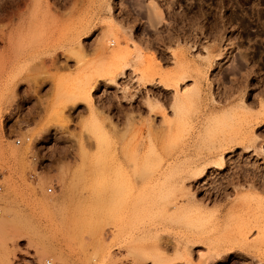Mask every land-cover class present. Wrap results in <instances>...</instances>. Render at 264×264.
<instances>
[{"label": "rangeland", "instance_id": "rangeland-1", "mask_svg": "<svg viewBox=\"0 0 264 264\" xmlns=\"http://www.w3.org/2000/svg\"><path fill=\"white\" fill-rule=\"evenodd\" d=\"M104 39L116 40L128 55L121 62L132 64L112 84L101 77L115 49L103 46L105 61ZM72 41L82 48L73 50ZM137 49L164 74L185 62L204 70L207 101L183 105L175 117L163 86L139 81L147 63L133 67ZM152 100L168 119L186 122L175 120L173 138L162 144L148 142L147 129L165 128L146 107ZM211 100L233 111L242 100L251 116L260 113L264 0H0V264H166L155 246L182 248L186 237L203 243H188L190 257L172 264H198L212 248H226L247 216L230 214L241 205L234 200L251 187L264 196V112L251 129L250 116L235 110L223 117L220 108L203 132L197 122ZM244 132L254 140H243ZM227 140L222 151L218 143ZM160 177L166 183L154 186ZM175 199L215 215L175 208ZM250 247L221 252L213 264H264L259 246Z\"/></svg>", "mask_w": 264, "mask_h": 264}, {"label": "bare ground", "instance_id": "bare-ground-1", "mask_svg": "<svg viewBox=\"0 0 264 264\" xmlns=\"http://www.w3.org/2000/svg\"><path fill=\"white\" fill-rule=\"evenodd\" d=\"M66 1V0H65ZM75 1V0H74ZM10 2V1H9ZM19 2V1H18ZM78 2V1H77ZM74 3V2H73ZM15 4V3H14ZM25 4V3H24ZM27 4V3H26ZM77 4V3H76ZM17 5V4H16ZM71 6L73 5V4H70ZM25 6V5H24ZM57 6V5H56ZM67 7V6H66ZM49 9V8H48ZM66 9V8H65ZM56 11V10H55ZM156 11V10H155ZM24 12V11H23ZM153 14V13H152ZM157 14V13H156ZM155 14V15H156ZM158 16V15H157ZM87 26V25H86ZM86 28V32H88L87 30L89 29V27H85ZM80 30V29H79ZM78 32H80V31H78ZM86 32L84 33V34H86ZM75 35H77V34H75ZM80 36V34H78L77 35V38ZM105 37V36H104ZM69 38V37H68ZM74 38V37H73ZM107 38V37H106ZM72 40V39H71ZM105 40H107V39H104V41H100V45H99V50L100 49H104V47L103 46H110V47H112V48H114L115 47V49H112L110 52H109V55H108V57L106 56V54H108L107 53V51L106 50H103V51H101V52H103V54H104V51L106 52V54H104L105 56L103 57V54L101 55L100 53H99V56L100 57H103V59L105 58V57H107V64L104 62V61H102L103 59H100L102 62H104L105 63V72H104V74H103V76H101L102 78H103V81H105V82H108V83H115V81H116V78H118L119 76H121V75H123L124 74V70L126 69L127 70V68H128V66H132V64L130 65L129 63H122L124 60H126L127 58L126 57H128V55H127V52H126V54H125V51H124V56H126V57H123L122 55H121V53L120 52H118L117 51V49H116V45L118 46V43L116 44V42L114 41V40H112V41H110V42H107V41H109V40H107V41H105ZM75 41V40H74ZM74 41H72L73 42V44H72V48H73V50H74V48L75 47H77L78 49H81L82 47H80V45L78 46V45H75V42ZM68 42V41H67ZM71 42V41H70ZM77 44V43H76ZM78 44H80V43H78ZM115 45V46H114ZM93 46H95V45H93ZM98 46V45H97ZM106 46V47H107ZM103 47V48H102ZM110 47H108V48H110ZM76 48V49H77ZM84 48V47H83ZM92 48H94V47H92ZM96 48V47H95ZM134 48V47H133ZM138 48V47H137ZM75 49V50H76ZM125 49V48H124ZM127 49V48H126ZM96 50V49H95ZM93 51V52H95L96 53V51ZM128 50V49H127ZM138 50V51H137ZM135 52V58H133L134 59V63H135V66H134V63H133V67H136L137 65L139 66L142 62H144L145 61V59L146 58H144V56H143V54H142V51H140L139 49H137ZM71 51V50H70ZM79 51V50H78ZM80 51H82V50H80ZM93 52H91V53H93ZM73 53H75V51L73 52ZM80 53V52H79ZM77 54V53H75V54H77V57H79L80 56V54ZM82 54H81V56L83 55V52H81ZM174 54V53H173ZM85 55V54H84ZM81 56H80V58H81ZM121 56V57H120ZM146 56V55H145ZM148 56V60L150 61V62H146L147 64H146V68H143V70H141V78H139V81L141 82V84H144V86H152V85H156V83H157V85L158 84H160V85H162L163 86V89L165 90V92L164 93H166L165 95H166V101H167V103L168 102H170V100H172L171 101V109L173 110V114H174V116L175 117H177L178 116V111H179V109L182 107H184L183 105H188L189 103L190 104H192V102H194V101H199L200 103L202 102V100H204V98H202V82H201V80L203 79V74H204V70H202L201 68L199 69V68H192V66L191 65H189V64H187V62H185L186 64L184 65V64H182V66H177V67H179L178 69H176V71H174L173 73H170V74H164L163 72H162V70H160V69H162L161 68V66L159 65V63L158 64H156L155 63V57L154 58H152V59H149L150 58V56L149 55H147ZM153 56V55H152ZM176 56V55H175ZM83 57V56H82ZM173 57V56H172ZM178 57V56H177ZM176 57V58H177ZM181 57V56H180ZM179 57V58H180ZM84 58V57H83ZM98 58V57H97ZM120 58L122 59V62H121V60H120ZM126 58V59H125ZM184 58V57H183ZM182 57L180 58V59H183ZM179 59V60H180ZM78 60V59H77ZM80 60V59H79ZM79 60H78V62H79ZM98 60V59H97ZM105 61H106V58L104 59ZM128 60V59H127ZM177 60H178V58L176 59V63H177ZM179 60H178V62H179ZM184 60H186L185 58H184ZM184 60H181L182 61V63L184 62ZM81 62V61H80ZM98 62H100V61H98ZM102 62H100V63H102ZM129 62V61H128ZM77 63V62H76ZM104 63H102V64H104ZM66 64V63H65ZM79 64V63H78ZM81 64V63H80ZM143 64V63H142ZM178 64H180V63H178ZM178 64H176V65H178ZM76 66H77V64H76ZM103 66V65H102ZM145 66V65H144ZM197 66V65H196ZM207 66V65H206ZM195 67V66H194ZM137 70H139V69H137ZM136 70V71H137ZM139 72V71H138ZM165 72V71H164ZM192 73H194V76L195 77H193V74ZM156 77H159V79H160V81L159 82H157L156 81ZM100 78V77H99ZM98 78V79H99ZM190 78H194V79H196L195 81H196V86L195 87H191L192 89H189V90H185V91H178V86L179 85H183L184 84V82H188L189 80H190ZM141 79H142V81L144 80V83H142V81H141ZM168 81V82H167ZM140 84V83H139ZM194 85V84H193ZM151 88V87H150ZM172 88H175V94L173 95V96H168L169 95V90H171ZM164 90H162V91H164ZM230 95V94H229ZM204 96V95H203ZM205 97V96H204ZM213 97V96H212ZM228 98H230V96L228 97ZM207 99V98H206ZM205 99V100H206ZM203 101V102H206V101ZM213 100V99H212ZM211 100V104H207V105H205L204 104V109H202V111H201V115H199V116H201V119H200V121L199 122H197V123H199V125L201 124V128H202V130H203V132H204V130L206 131V129H207V127L209 126V124L210 123H212L211 121H214V120H217L220 116H221V114H220V116L219 117H217L218 115H216V114H214L215 113V111H217L218 109H220V108H223V107H220L219 106V104L217 103V102H215V101H212ZM215 100V99H214ZM153 101V100H152ZM225 102H226V99H225ZM229 103V102H228ZM238 103H239V101H238ZM189 104V105H190ZM263 104V103H262ZM261 104V106H260V113L258 112V114L257 115H252L251 116V111H250V109L247 107L248 105H246V104H244L243 102H242V100L240 101V103L239 104H236V106L234 107V111H233V108H232V106H231V109H227V110H224L225 108H223L222 109V116L224 115V114H226L227 115V117H228V114L229 113H231V112H234L235 113V110L236 111H238V110H240L241 111V113H243V115L245 116V115H248V116H250L249 118H246V120L247 121H245V124H246V126H250V128L252 127L253 128V126H255V125H258L260 122L259 121H257V119H258V117L260 116V115H263L262 114V112H264V105H262ZM200 105V104H199ZM203 105V104H202ZM226 105V104H225ZM146 107L148 108V111H149V113H152V112H154V111H158L160 114H161V116L163 117V124H164V126H165V128L163 127V129L164 130H161V134H158L157 132H156V128H155V131H154V129H150L149 128V130L147 129V132H150V133H148L149 135V141L148 142H161V144L162 143H164L165 141H167V140H169V137L172 135V131H173V129H174V125H173V122H175V120L172 118L171 120H170V118L173 116H170V118L168 119L167 118V115H166V110L164 109V106H162V104H160L159 103V101L157 102L156 100L155 101H153V102H151V101H147V103H146ZM230 107V106H229ZM170 109V110H171ZM181 111V110H180ZM225 115V116H226ZM198 116V117H199ZM242 116V115H241ZM247 116V117H248ZM224 117V116H223ZM222 117V118H223ZM226 117V118H227ZM140 118V117H139ZM196 118V117H195ZM244 118V120H245V117H243ZM192 119V118H191ZM214 119V120H213ZM220 119V118H219ZM108 120V119H107ZM199 120V119H198ZM224 120V119H223ZM144 121V120H143ZM149 121V120H148ZM147 121V122H148ZM178 121V124L180 125V123L179 122H181V124L184 122V121H179V118H178V120H176V122ZM188 121V120H187ZM110 122V121H109ZM215 122V121H214ZM213 122V123H214ZM150 125H152V120L150 121ZM217 123V122H216ZM139 124V123H138ZM162 124V125H163ZM184 124H186V122L185 123H183V126H184ZM110 125H111V122H110ZM177 125V124H176ZM178 125V126H179ZM113 126V125H112ZM141 126V125H140ZM147 126V125H146ZM154 126V125H153ZM148 127H149V124H148ZM152 127V126H151ZM160 127V126H159ZM162 127V126H161ZM176 128H177V126H175ZM182 127V126H181ZM190 127V126H189ZM193 127V126H192ZM137 128V127H136ZM251 128V129H252ZM182 129V128H181ZM180 129V130H181ZM175 130H177V129H175ZM195 130V129H194ZM244 130V129H243ZM158 131V130H157ZM201 131V130H200ZM246 131V130H245ZM252 131V130H251ZM199 132V131H198ZM153 133H156L157 135H155L154 134V136H153ZM206 133V132H205ZM242 133V132H241ZM245 133V132H244ZM176 134H177V132H176ZM252 133L251 132H249V133H245L244 135H246L244 138H243V140H245V141H248V142H250V141H252V140H254V138H253V136L251 135ZM153 137H152V136ZM200 135H201V132H200ZM243 135V136H244ZM174 136V135H173ZM197 136H199V133H198V135ZM142 137V136H141ZM256 137V136H255ZM147 138V137H146ZM170 138H173L172 136L170 137ZM229 138H235V137H229ZM228 137H227V139H229ZM224 140V139H223ZM243 140H240V141H243ZM170 141V140H169ZM232 141V140H231ZM239 141V140H238ZM232 143H235L234 141H232ZM241 143V142H240ZM150 144V143H149ZM167 144V143H166ZM193 144V143H192ZM219 144V149H221L222 151H224V150H226V149H228L229 147H227L229 144H231L230 143V140L228 141H223L222 143L221 142H219L218 143ZM249 147V146H248ZM249 149V148H248ZM255 151H256V149H255ZM179 152V151H178ZM181 152V154H183L182 153V151H180ZM180 154V153H179ZM180 154V156H182ZM175 157V156H174ZM179 157V155L177 156L176 155V157L175 158H173V162H176L177 161V163H178V161H180V160H182V158H178ZM183 158H184V156H182ZM180 159V160H179ZM184 160V159H183ZM172 161V160H171ZM172 162V163H173ZM177 163H173L174 165L176 164L177 165ZM173 164H171V166L173 165ZM222 164H223V162H222V154H219L218 155V161H217V163H216V166L219 168L218 170H221L222 169ZM168 168H170V166L168 167ZM189 168V167H188ZM189 171V170H188ZM202 171H200V173H201ZM190 173V172H189ZM163 174H165V172L163 173ZM162 173H161V175L160 176H162L163 175ZM190 175V174H189ZM159 176V175H158ZM164 176V175H163ZM165 176H167L166 174H165ZM193 176V175H192ZM196 176V175H195ZM160 181H162V182H160ZM168 181V180H167ZM154 182V181H153ZM183 181L181 180V183H182ZM155 184H153L154 186H156L157 184L156 183H159V184H161L162 185V183H166V180L164 181V179L162 180L161 179V177L160 178H155V182H154ZM180 183V184H181ZM239 183V182H238ZM158 184V185H159ZM169 184V183H168ZM173 187H175L176 185L175 184H171ZM178 186H179V184H177ZM237 185V184H236ZM251 185V184H250ZM253 186V185H252ZM180 187V186H179ZM182 188H185L183 185L181 186ZM237 187V186H236ZM235 187V189H237ZM255 187V186H254ZM154 188V187H153ZM170 188V187H169ZM178 188V187H177ZM176 188V189H177ZM187 188V187H186ZM248 188V187H247ZM264 188V187H263ZM246 189V188H245ZM174 191H175V189H173ZM247 190V189H246ZM261 190V189H260ZM188 191V192H187ZM243 191V190H242ZM261 192V191H260ZM262 192H263V190H262ZM261 192V193H262ZM185 193H187L188 195H189V197L191 196V198H192V196H193V194H191V192L189 191V190H186V192ZM185 193L183 194V196L185 195ZM264 193V192H263ZM240 196H238L235 200H234V202H238V201H240L241 202V205L240 206H238V205H235V206H233V208H232V210L230 211V214H232V212H234V211H236L237 212V210H242V212H243V210H246L245 212H246V214H247V216H246V218L244 219V220H242L241 221V223L236 227V230H235V234H234V236H233V240L232 241H230V243L229 244H226V248H212V246H214V245H211L210 247H209V249H211L212 248V255L210 254V255H205V256H200L199 257V263L198 264H213V262L215 261L216 262V260L218 259V258H220V260H221V257H220V253L221 252H227L228 250H232L234 247H239L240 249H245L246 250V247H249L250 249L252 248V247H250V246H253V249L255 248L254 246H259V247H257L258 249V251L260 250V252L259 253H261L260 254V259H259V261H264V259L262 258V257H264V196H262L261 194H259L258 193V191H256L253 187H251L247 192L245 191V193H240L239 194ZM226 196V195H225ZM180 197H181V195H180ZM181 199V198H180ZM194 199V198H193ZM175 203L173 202L172 204H174V206H175V208H185L183 211H190V212H195V213H197V214H199L200 216H209V215H211V216H214L215 214H212L211 212L210 213H208V211H206V208H204V207H202L201 205H199V204H197L196 203V201H187V203H186V205H184V203H183V205L180 203V204H178V201H180V200H178V199H175ZM240 202H238L239 204H240ZM238 203H236V204H238ZM201 204V203H200ZM190 206V207H189ZM182 212V211H181ZM239 212H241V211H239ZM235 214V213H234ZM245 214V213H244ZM245 214V215H246ZM244 215V216H245ZM239 217V216H238ZM242 217V216H241ZM216 220H219V217L216 215ZM2 224V223H1ZM2 227H4V226H2ZM1 228V227H0ZM255 232L256 234H255V238H253L251 241L249 240V235L252 233V232ZM107 235V234H106ZM104 236H105V234H104ZM106 237V236H105ZM186 238H189V237H186ZM185 238V242L186 243H183L185 246H182V248H181V245L178 243V242H176V243H174V244H172L173 242H164L163 244H157V246H155V247H157V250L156 251H158V253H159V257L162 259V261L164 262V263H166V264H172L174 261H179V260H181V261H183L184 260V258H185V256L186 255H188V256H186V257H190V255H191V251H190V247H188V246H186L188 243H191L192 245H194V244H197V243H203L202 241H191V240H187ZM101 239V241H102V238H100ZM192 239H194V238H192ZM209 239L207 238L206 239V241H208ZM105 241H106V239H105ZM104 241V242H105ZM158 241V240H157ZM210 241V240H209ZM160 242V241H159ZM206 243V242H205ZM191 244H189V245H191ZM188 247V248H187ZM193 247V246H192ZM191 247V248H192ZM196 248H198L199 246L198 245H196L195 246ZM260 248V249H259ZM162 249H164V250H162ZM247 250H248V248H247ZM160 251V252H159ZM168 251H172V253H173V255H170L169 253H168ZM262 255V256H261ZM183 259V260H182ZM222 261V260H221ZM185 262V261H184ZM189 262V261H188ZM187 262V263H188ZM218 262V261H217ZM186 263V264H187ZM191 263V262H190ZM189 263V264H190ZM192 264V263H191Z\"/></svg>", "mask_w": 264, "mask_h": 264}, {"label": "built area", "instance_id": "built-area-1", "mask_svg": "<svg viewBox=\"0 0 264 264\" xmlns=\"http://www.w3.org/2000/svg\"><path fill=\"white\" fill-rule=\"evenodd\" d=\"M17 144H19V143L17 142ZM1 181H2V174L0 173V194H1V192H2ZM0 216H1V209H0ZM46 264H53V263H52V262H46Z\"/></svg>", "mask_w": 264, "mask_h": 264}]
</instances>
